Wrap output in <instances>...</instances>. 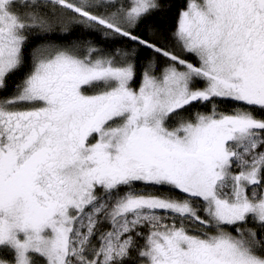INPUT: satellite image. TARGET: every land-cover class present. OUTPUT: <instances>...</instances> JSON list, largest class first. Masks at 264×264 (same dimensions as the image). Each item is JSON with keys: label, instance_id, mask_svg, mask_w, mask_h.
<instances>
[{"label": "snow or ice", "instance_id": "obj_1", "mask_svg": "<svg viewBox=\"0 0 264 264\" xmlns=\"http://www.w3.org/2000/svg\"><path fill=\"white\" fill-rule=\"evenodd\" d=\"M0 264H264V0H0Z\"/></svg>", "mask_w": 264, "mask_h": 264}, {"label": "trees", "instance_id": "obj_2", "mask_svg": "<svg viewBox=\"0 0 264 264\" xmlns=\"http://www.w3.org/2000/svg\"><path fill=\"white\" fill-rule=\"evenodd\" d=\"M176 26V13L173 11L166 19L161 20L160 18H155L147 21L145 24H142L138 29V34L146 37V38H156L153 32V29H160L165 34L171 32ZM125 44H129L130 42L124 41ZM178 51V49H177ZM211 106L209 105L207 108H203L202 110H208ZM222 108L226 106H221Z\"/></svg>", "mask_w": 264, "mask_h": 264}]
</instances>
